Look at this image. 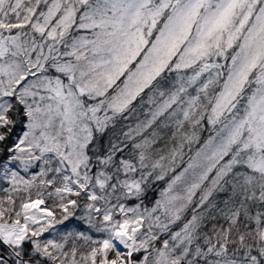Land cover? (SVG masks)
Here are the masks:
<instances>
[{
	"label": "snow or ice",
	"instance_id": "obj_1",
	"mask_svg": "<svg viewBox=\"0 0 264 264\" xmlns=\"http://www.w3.org/2000/svg\"><path fill=\"white\" fill-rule=\"evenodd\" d=\"M0 264H264V0H0Z\"/></svg>",
	"mask_w": 264,
	"mask_h": 264
}]
</instances>
